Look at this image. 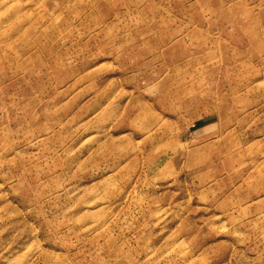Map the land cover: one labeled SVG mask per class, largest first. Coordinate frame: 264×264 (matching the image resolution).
I'll return each mask as SVG.
<instances>
[{"label": "rangeland", "instance_id": "rangeland-1", "mask_svg": "<svg viewBox=\"0 0 264 264\" xmlns=\"http://www.w3.org/2000/svg\"><path fill=\"white\" fill-rule=\"evenodd\" d=\"M0 264H264V0H0Z\"/></svg>", "mask_w": 264, "mask_h": 264}]
</instances>
